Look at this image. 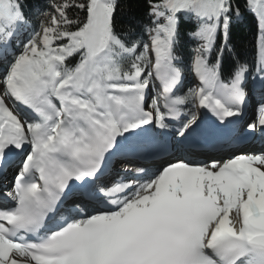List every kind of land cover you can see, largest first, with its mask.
I'll return each instance as SVG.
<instances>
[{
    "label": "snow or ice",
    "instance_id": "obj_1",
    "mask_svg": "<svg viewBox=\"0 0 264 264\" xmlns=\"http://www.w3.org/2000/svg\"><path fill=\"white\" fill-rule=\"evenodd\" d=\"M118 7L50 0L33 26L24 0H0V173L19 162L4 193L13 206L0 209V264H264V154L104 182L134 137L177 122L184 144L201 109L230 125L250 91L264 95V0H245L256 58H234L230 70L235 0H147L139 32H117ZM183 18L197 41L187 65ZM185 70L198 81L186 90ZM257 126L264 132V103L248 128Z\"/></svg>",
    "mask_w": 264,
    "mask_h": 264
},
{
    "label": "trees",
    "instance_id": "obj_2",
    "mask_svg": "<svg viewBox=\"0 0 264 264\" xmlns=\"http://www.w3.org/2000/svg\"><path fill=\"white\" fill-rule=\"evenodd\" d=\"M50 0H24L25 12L28 14L34 24H36L37 13L41 9L48 7ZM53 3H63L65 0H52ZM119 7L116 12L114 21L117 32H127L129 27L140 31L139 26L147 24L149 17L147 15V0H118ZM239 4L242 16L240 19H234L229 32L228 44L231 52L226 51L224 54V66L230 70L234 64V58H239L241 61H246L252 64L257 55V36L258 29L255 17L245 10V0H235ZM68 14L71 18L81 16L74 9H69ZM195 28L192 21L187 18L180 22V38L177 51L184 58V63L187 65L191 59L192 49L197 43L190 39L188 33ZM222 37L217 38V47H219ZM227 74V73H226Z\"/></svg>",
    "mask_w": 264,
    "mask_h": 264
},
{
    "label": "bare ground",
    "instance_id": "obj_3",
    "mask_svg": "<svg viewBox=\"0 0 264 264\" xmlns=\"http://www.w3.org/2000/svg\"><path fill=\"white\" fill-rule=\"evenodd\" d=\"M190 87H195L194 84H190ZM257 93H253V96H256ZM251 96V95H250ZM249 96V98H250ZM252 97V96H251ZM248 98V99H249ZM253 98V97H252ZM253 100V99H252ZM201 111L203 113H201V116H200V119L198 120V123H200V121H205L206 118H208L209 115H211L210 113H207L205 112V110L201 109ZM209 114V115H208ZM203 123V122H202ZM200 123V125L202 124ZM179 141V140H177ZM177 144V143H176ZM252 151H254V153L252 155H261V154H264V147L262 149H260L259 147L255 146V147H252ZM241 154V153H240ZM243 154V153H242ZM118 169H120V171H123V170H131V169H134L132 167H129V166H122V165H119ZM17 172V171H16ZM233 216H235V213L232 214Z\"/></svg>",
    "mask_w": 264,
    "mask_h": 264
},
{
    "label": "rangeland",
    "instance_id": "obj_4",
    "mask_svg": "<svg viewBox=\"0 0 264 264\" xmlns=\"http://www.w3.org/2000/svg\"><path fill=\"white\" fill-rule=\"evenodd\" d=\"M251 13V12H250ZM253 16H254V14L253 13H251ZM255 17V16H254ZM193 23V22H192ZM194 24V23H193ZM195 25V24H194ZM195 41V40H194ZM196 43H197V41H195ZM185 76H186V83H187V85H189V87H190V84H194V86H197V84H198V81L193 77V75L190 73V72H188L187 70L185 71ZM187 88H188V86H187ZM186 88V89H187ZM185 89V90H186ZM253 93H254V91H250L249 92V95H251V96H253ZM257 96V95H256ZM200 112H201V110H200ZM182 119H184L183 117H182ZM125 166V165H124Z\"/></svg>",
    "mask_w": 264,
    "mask_h": 264
}]
</instances>
